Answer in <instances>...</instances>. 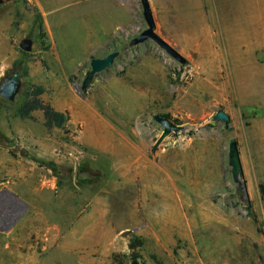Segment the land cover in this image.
I'll return each instance as SVG.
<instances>
[{
    "label": "rangeland",
    "instance_id": "rangeland-1",
    "mask_svg": "<svg viewBox=\"0 0 264 264\" xmlns=\"http://www.w3.org/2000/svg\"><path fill=\"white\" fill-rule=\"evenodd\" d=\"M150 3L185 65L152 41L131 45L147 27L140 0H0V85L28 66L69 118L50 131L0 96V264H264V0ZM249 27L259 38H243ZM112 52L82 90L91 60ZM156 115L185 130L155 149ZM133 237L145 241L135 263Z\"/></svg>",
    "mask_w": 264,
    "mask_h": 264
},
{
    "label": "water",
    "instance_id": "water-1",
    "mask_svg": "<svg viewBox=\"0 0 264 264\" xmlns=\"http://www.w3.org/2000/svg\"><path fill=\"white\" fill-rule=\"evenodd\" d=\"M143 7V15L146 21L147 27L143 30L137 37L131 41V45H138L145 43L147 41L154 42L162 50H164L168 56L173 58L175 61L179 62L182 65L187 63V59L183 57L179 51L169 44L163 37H161L156 32V22L154 19L153 11L151 8L150 0H140ZM118 52H113L107 55L104 58H94L90 62L91 71L85 77L81 89L84 90L88 82L93 78L97 73L105 71L107 68L115 64V60L118 57ZM23 87L22 74L19 70H16L11 75L5 76L2 79L0 85V96L7 101L14 102L16 97L19 95ZM214 120H222L229 122L231 117L225 111H219L213 118ZM154 120L163 127V133L159 137L155 149L172 133L179 131H184L185 127L176 124L170 119H167L163 116L156 115ZM229 162L231 167V172L233 175V180L237 186V192L240 197H246L249 199V194L247 191V184L244 178V171L240 157V151L238 143L235 140H232L229 144Z\"/></svg>",
    "mask_w": 264,
    "mask_h": 264
},
{
    "label": "trees",
    "instance_id": "trees-1",
    "mask_svg": "<svg viewBox=\"0 0 264 264\" xmlns=\"http://www.w3.org/2000/svg\"><path fill=\"white\" fill-rule=\"evenodd\" d=\"M36 19H37V31L39 38L45 39L46 34L44 32L42 15L36 9ZM25 58H28V54L22 51ZM20 64V61L17 60L14 63V67H17ZM22 75L25 77V83L16 97L14 102L11 104L14 106V116L23 119V120H33L34 114L36 112H41L44 119V126L47 130L53 129H64L69 121V118L66 114L57 111L52 104L45 102L42 97L46 93L45 87L32 83L30 81V69L28 66H25L22 71ZM89 84V82H88ZM88 84L86 87H88ZM163 117L170 119L169 116L164 115ZM178 123V121H176ZM54 166V165H51ZM259 192L264 200V184L259 185ZM249 217L253 219L254 224L258 227L260 233L263 232L258 217L254 213H250ZM145 241L140 237H133L129 242V251L130 254L127 257L131 262L135 263L142 259L140 249L144 246ZM123 258L118 255L115 256V261ZM120 264H123L121 260Z\"/></svg>",
    "mask_w": 264,
    "mask_h": 264
},
{
    "label": "bare ground",
    "instance_id": "bare-ground-1",
    "mask_svg": "<svg viewBox=\"0 0 264 264\" xmlns=\"http://www.w3.org/2000/svg\"><path fill=\"white\" fill-rule=\"evenodd\" d=\"M255 14V13H254ZM254 16H256V15H254ZM259 16V15H258ZM253 17V16H252ZM254 18V17H253ZM253 20V19H252ZM258 20H260V18L258 19ZM255 21V20H254ZM253 21V22H254ZM249 22V21H248ZM256 22V21H255ZM254 22V23H255ZM257 27V26H256ZM259 27V26H258ZM246 28V27H245ZM247 29V28H246ZM248 29H252V30H246L245 31V35H243L244 37V39H246V38H248V39H250L251 37H258V35H259V33L257 32V31H255V29L253 28V27H249ZM260 31V30H259ZM261 33V32H260ZM264 35V34H263ZM250 37V38H249ZM259 38V37H258ZM262 39V38H261ZM257 42V41H256Z\"/></svg>",
    "mask_w": 264,
    "mask_h": 264
},
{
    "label": "flooded vegetation",
    "instance_id": "flooded-vegetation-1",
    "mask_svg": "<svg viewBox=\"0 0 264 264\" xmlns=\"http://www.w3.org/2000/svg\"><path fill=\"white\" fill-rule=\"evenodd\" d=\"M112 53H113V52H112ZM118 53H119V52H118ZM109 54H111V53H109ZM109 54H108V55H109ZM119 54H120V53H119ZM118 57H119V55H118ZM118 57H117V58H118ZM117 58H116V59H117Z\"/></svg>",
    "mask_w": 264,
    "mask_h": 264
}]
</instances>
